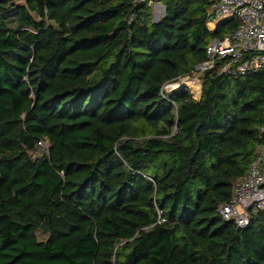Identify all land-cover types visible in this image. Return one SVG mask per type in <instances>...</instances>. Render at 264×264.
<instances>
[{
    "label": "trees",
    "instance_id": "obj_1",
    "mask_svg": "<svg viewBox=\"0 0 264 264\" xmlns=\"http://www.w3.org/2000/svg\"><path fill=\"white\" fill-rule=\"evenodd\" d=\"M164 4L155 24L133 0H0V264H264V212L219 213L260 143L264 72L163 92L238 27L212 33L211 0Z\"/></svg>",
    "mask_w": 264,
    "mask_h": 264
},
{
    "label": "built area",
    "instance_id": "obj_2",
    "mask_svg": "<svg viewBox=\"0 0 264 264\" xmlns=\"http://www.w3.org/2000/svg\"><path fill=\"white\" fill-rule=\"evenodd\" d=\"M135 4L154 10L167 0H133ZM208 9V29L214 33L218 25L231 19L238 21V27L226 33L223 38L213 37L207 47V59L186 76L163 86V92L171 93L183 87L200 83L207 72L218 70L219 75L245 76L264 72V0H211ZM166 9L161 11V16ZM158 16V15H157ZM162 19V18H161ZM212 27V28H209ZM201 73V80L196 73ZM257 146L246 175L239 178L233 187L229 202L219 206V213L226 222H234L239 228H246L253 218L264 212V125L259 131ZM39 149L48 151L45 142Z\"/></svg>",
    "mask_w": 264,
    "mask_h": 264
},
{
    "label": "rangeland",
    "instance_id": "obj_3",
    "mask_svg": "<svg viewBox=\"0 0 264 264\" xmlns=\"http://www.w3.org/2000/svg\"><path fill=\"white\" fill-rule=\"evenodd\" d=\"M164 9H166V5L164 4V3H162V4H160V6H159V8L158 9H156V13H157V15H158V18L159 19H161L162 18V16H161V11L162 10H164ZM157 15H155V16H157ZM153 16H154V10H152V19H153ZM163 19V18H162ZM161 19V20H162ZM209 28H212V27H209ZM196 76L197 77H201V73L200 72H197L196 73ZM200 80H201V78H200ZM201 83H202V81H201ZM194 85H197V86H194ZM198 85H200V83H198V84H193V85H191L190 87H188L189 89H190V92H191V94L193 95V97L195 98V99H197V100H199L200 99V96H201V93H202V91L200 92V89H198ZM194 86V87H193ZM38 154H42V153H44L42 150H38ZM39 237H40V239L41 240H44V239H46V236H44V235H39Z\"/></svg>",
    "mask_w": 264,
    "mask_h": 264
},
{
    "label": "water",
    "instance_id": "obj_4",
    "mask_svg": "<svg viewBox=\"0 0 264 264\" xmlns=\"http://www.w3.org/2000/svg\"><path fill=\"white\" fill-rule=\"evenodd\" d=\"M165 17H166V12H164L162 18L164 19ZM152 21H153V23L158 24V23H160L161 19H159L158 16H155V15H154ZM218 26H219V25H218ZM214 33H215V32H214ZM200 99H201V96H200ZM200 99H199V100H200Z\"/></svg>",
    "mask_w": 264,
    "mask_h": 264
},
{
    "label": "bare ground",
    "instance_id": "obj_5",
    "mask_svg": "<svg viewBox=\"0 0 264 264\" xmlns=\"http://www.w3.org/2000/svg\"><path fill=\"white\" fill-rule=\"evenodd\" d=\"M194 86H197V85H194ZM194 86H193V87H194ZM198 86L200 87V92H201V85H198Z\"/></svg>",
    "mask_w": 264,
    "mask_h": 264
},
{
    "label": "clouds",
    "instance_id": "obj_6",
    "mask_svg": "<svg viewBox=\"0 0 264 264\" xmlns=\"http://www.w3.org/2000/svg\"><path fill=\"white\" fill-rule=\"evenodd\" d=\"M202 91V90H201Z\"/></svg>",
    "mask_w": 264,
    "mask_h": 264
}]
</instances>
